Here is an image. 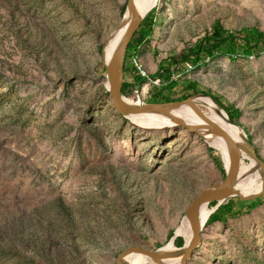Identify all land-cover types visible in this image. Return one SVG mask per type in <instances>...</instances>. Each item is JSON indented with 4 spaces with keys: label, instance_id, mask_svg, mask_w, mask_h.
<instances>
[{
    "label": "rangeland",
    "instance_id": "obj_1",
    "mask_svg": "<svg viewBox=\"0 0 264 264\" xmlns=\"http://www.w3.org/2000/svg\"><path fill=\"white\" fill-rule=\"evenodd\" d=\"M126 3L0 0V264H115L128 247L157 249L172 242L192 199L225 177L229 157L196 132L142 127L102 90V51ZM152 13V34L136 50L151 76L217 21L264 28V0H160ZM130 63L125 96L138 101L145 82ZM168 66L182 74L163 94L180 98L194 80L192 95L241 109L264 161V53ZM256 204L206 222L188 264H264V195Z\"/></svg>",
    "mask_w": 264,
    "mask_h": 264
},
{
    "label": "water",
    "instance_id": "obj_2",
    "mask_svg": "<svg viewBox=\"0 0 264 264\" xmlns=\"http://www.w3.org/2000/svg\"><path fill=\"white\" fill-rule=\"evenodd\" d=\"M145 17L146 15H142L138 12L136 0H127L124 18L119 24V27L125 29L123 35L109 59H105V46L102 51L104 57L103 64L106 70V88L109 91V95L116 110L121 115L126 117L132 114L147 113L168 116L176 124L182 125L192 132L197 133L201 129L204 135L221 137L226 143L230 163L229 166L225 168V177L219 182L204 187L187 206L185 218L188 220L192 230V238L188 244L184 242L182 246H176L174 249H162V247L157 249H149L138 246L128 247L119 253L115 264H132L128 259H126V256L130 252H140L142 255L150 258L155 264H188L194 252L202 242V229L204 227L202 207L216 201L217 204L213 206L214 211L220 204L230 197L237 196L242 200H254L264 195V161L260 157L258 150L255 148L244 128L230 119L225 109L219 106L220 104L212 95H207L203 92L200 93L201 95L211 97L216 102L219 110L225 112L228 122L242 130L240 140L234 138V136L228 133L219 123L208 118H206L205 125H197L188 123L185 119L174 114V110L178 109L181 105H189L200 114L204 115L200 108L196 106L194 101V97L198 95H191L182 100L168 102H146L143 100H141V102H130L127 100L126 96L122 92L125 82L124 69L127 50L135 32L139 29L138 27L141 25ZM243 155L256 159L263 171V187L258 193L245 195L236 190L235 184L240 175V165ZM176 237L177 236L174 231V235L171 237L172 242L175 241ZM175 260L178 261L176 262Z\"/></svg>",
    "mask_w": 264,
    "mask_h": 264
},
{
    "label": "trees",
    "instance_id": "obj_3",
    "mask_svg": "<svg viewBox=\"0 0 264 264\" xmlns=\"http://www.w3.org/2000/svg\"><path fill=\"white\" fill-rule=\"evenodd\" d=\"M153 9L155 10V7ZM153 9L151 10L152 12ZM125 10L126 8L124 9V13ZM152 12H149L146 15L141 25L138 27L139 29L135 32L128 46L126 61L132 55H136L138 46L151 36L153 31L152 26H154L155 24V19ZM211 28V31H207L205 35L200 38L194 45L185 48L181 53L172 56L160 63L159 70L154 76H163L166 80V84L159 92L155 93L152 98L148 100V102H168L174 100H182L191 96L192 94L190 92H197L195 87L198 83L194 80H186L182 97L173 98L168 94H163L162 92L164 90L172 91L175 87L180 85L178 80L171 79L172 72L175 69H171V67L168 66L169 64L171 65L172 63H176L177 65L190 62L194 65V67H200L206 65L210 60L216 58L218 55H227L231 59H236L239 57H259L264 53V28L253 25L241 27L240 29H229L226 28L220 21L214 23ZM124 70L126 75L128 66H125ZM99 71V76L105 78L106 70L103 63H101ZM161 71L163 72L160 73ZM135 82L142 84L143 76L137 74L135 76ZM132 86L133 84L127 81V79L125 78L122 90L123 94L128 95L129 90L132 88ZM101 88L106 94H109L106 85L103 84ZM203 93L214 96L216 101L220 104L219 106L225 109L230 119L242 126L240 118L243 113L241 109L234 107L233 105L224 104L220 96L212 94L211 92ZM248 136L249 138L251 137L250 134H248ZM212 151L220 154V152L215 149H212ZM216 204V201L210 203L212 207ZM257 206L258 204H256V199L242 200L237 196L230 197L222 204H220L218 208L210 214L211 217L209 216V218L207 219V223L225 221L229 216H238L244 213H248L255 209ZM173 235L174 231H171L170 238ZM184 242L185 240L182 237H176L174 241L176 246H182Z\"/></svg>",
    "mask_w": 264,
    "mask_h": 264
},
{
    "label": "bare ground",
    "instance_id": "obj_4",
    "mask_svg": "<svg viewBox=\"0 0 264 264\" xmlns=\"http://www.w3.org/2000/svg\"><path fill=\"white\" fill-rule=\"evenodd\" d=\"M159 1L160 0H136V7L140 14L147 15L154 7H156ZM119 24L116 26L114 31H112L111 37L105 45L104 51L106 60L110 58L113 50L120 41L125 30L124 28L119 27ZM135 71L138 73V75L143 76V67L140 65L138 57L136 55ZM142 95L143 88L139 95L141 97V100ZM126 98L130 102H141V100H131L127 96ZM194 101L196 103V106L200 108L204 115L200 114L197 110L189 105H181L178 109L174 110V114L185 119L188 123L197 125H205L206 118H208L219 123L228 133L234 136V138L238 140L241 139L242 130L239 127L228 122L225 112L219 110L216 102L211 97L200 94L194 97ZM127 117L134 121L136 124L145 128L161 129L165 127H175L178 125L173 120H171L170 117L155 113L132 114L128 115ZM197 134L203 138L207 145L213 147L215 150L228 157L226 143L223 138L204 135L201 129L199 130V132H197ZM242 158H244L246 161L241 162L240 175L235 184L236 190L245 195L258 193L262 190L263 187V171L260 167V164L256 159H252L246 155H243ZM212 211L213 208H210L208 205H204L202 207L204 225ZM176 236L184 238L186 244L190 242L192 238V230L186 218L184 219L182 225L177 229ZM175 247L176 246L174 245V242H170L162 246V249H174ZM126 259H128L132 264H145L148 261L152 262L150 258L142 255V253L140 252H130L126 256ZM175 261L177 262L178 260Z\"/></svg>",
    "mask_w": 264,
    "mask_h": 264
},
{
    "label": "built area",
    "instance_id": "obj_5",
    "mask_svg": "<svg viewBox=\"0 0 264 264\" xmlns=\"http://www.w3.org/2000/svg\"><path fill=\"white\" fill-rule=\"evenodd\" d=\"M129 59L131 62L130 64H132L133 68L135 69V54L132 55ZM184 65L186 68L185 71H190L194 67V65H192L190 62H186ZM162 72L163 71H161L160 73ZM181 74H182L181 72H178L177 69H175L172 72L171 79L178 80L176 76H180ZM163 80H164L163 76H157V77H155L154 75L151 76L147 68L143 64V82H145V85L143 86L142 100L145 101V97H149L151 95L150 93L151 86L160 85Z\"/></svg>",
    "mask_w": 264,
    "mask_h": 264
}]
</instances>
